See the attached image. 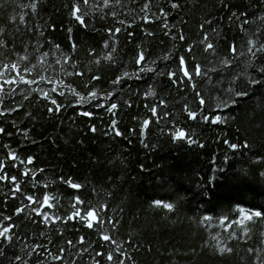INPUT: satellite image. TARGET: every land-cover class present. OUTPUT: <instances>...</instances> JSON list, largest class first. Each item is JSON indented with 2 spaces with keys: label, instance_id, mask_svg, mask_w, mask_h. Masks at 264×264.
Returning a JSON list of instances; mask_svg holds the SVG:
<instances>
[{
  "label": "trees",
  "instance_id": "16d2710c",
  "mask_svg": "<svg viewBox=\"0 0 264 264\" xmlns=\"http://www.w3.org/2000/svg\"><path fill=\"white\" fill-rule=\"evenodd\" d=\"M223 2L230 7H223ZM33 3L37 4L35 9ZM72 3L84 15L86 28L71 15ZM145 3L150 5L148 9H144ZM178 3L180 8L171 9L167 0H120L119 4L115 0L108 4L88 0L87 5L83 0H0V67L13 61L20 65L5 79L18 71L35 81L31 85H6L4 103H0V108L14 109L0 115V126L6 130L0 133V160L4 161L0 175L7 173L6 179L0 180V227L13 224L10 234L20 236L22 241L15 242L13 250L0 257L4 264H96L97 260L100 264H120L121 260L125 264H264V84L249 86L244 74L247 69L248 74L260 78L258 64H247V49L249 40L257 42L259 38L258 43H264V0ZM160 7L169 13L167 18L159 13ZM145 13L149 17L156 13L160 19L145 21ZM201 24L205 25L203 30ZM109 27L114 35L107 33ZM117 27L121 28L119 33H115ZM212 29L220 33L218 40L213 36L211 41L215 53L205 51L201 42L203 33ZM181 30L184 41L169 34L178 35ZM128 33L133 34L131 39ZM106 39L109 46L104 44ZM189 44H193V50L186 60L191 61V68L194 70L199 62L215 67L216 73L211 82L194 76L192 81L185 78L183 85H170L167 72L182 76L179 55ZM233 44L235 53L231 52ZM141 50H146L145 59L137 65L135 59ZM109 53L115 63L105 59ZM166 54L168 59H164ZM63 55L77 63L63 61ZM225 58L233 63L220 67ZM145 66L152 71L123 77L124 72L133 73ZM24 68L32 71L25 72ZM61 69L73 75L64 76ZM40 76L45 79H38ZM92 76L100 80L92 81ZM116 76L123 77L119 85L112 84ZM233 76H237L235 90H247L249 95L236 98L237 103L227 109H215L217 98L223 100L229 95L224 90ZM49 80H62L60 90L65 91L64 97L59 91L52 93L65 105L55 114L47 111L50 100L32 91L49 90ZM66 85L84 96L96 91V100L102 103L112 100L106 95L112 92L117 101L131 99L132 105H122L113 115L107 111V104L103 109L75 104ZM147 91L155 95L145 96ZM196 92L206 101L205 114L219 112L228 119L215 124L200 119L202 107ZM160 99H165L167 106L160 105ZM153 104L160 120L150 111ZM185 104L189 111L197 112L196 119L189 117ZM82 111H93L94 115L84 116ZM165 111L168 117L163 116ZM144 119L149 125L141 136ZM112 120H116L115 127L122 135H116ZM91 124L96 125L95 132ZM177 127L183 128L186 136L191 135L195 143L183 138L173 140ZM225 140L240 147L232 149ZM245 141L250 147L244 146ZM9 150L16 151L20 160L8 157ZM29 155L35 157L31 163L27 161ZM36 169L43 171L33 176ZM13 175L20 185L15 196L16 182L10 179ZM69 178L82 188H71ZM45 193L49 204L41 211L50 214L47 221L35 213L29 219L31 208L43 204ZM32 194L39 204L27 200ZM77 195L84 204L74 201ZM155 200L163 203L156 205ZM166 203L174 207L167 209ZM22 205L24 211L16 213ZM77 208L82 215L88 208L99 209L91 229L86 221L52 218L69 216ZM240 209L260 211L262 215L241 228L235 224ZM6 216L11 219L5 220ZM105 235L110 239L105 241ZM32 245L40 247L34 250ZM9 247L0 237V248ZM13 251L21 257L19 261ZM109 251L112 261L107 259ZM97 252L102 255L97 257ZM47 253L62 259L57 262Z\"/></svg>",
  "mask_w": 264,
  "mask_h": 264
},
{
  "label": "snow or ice",
  "instance_id": "6c2138e0",
  "mask_svg": "<svg viewBox=\"0 0 264 264\" xmlns=\"http://www.w3.org/2000/svg\"><path fill=\"white\" fill-rule=\"evenodd\" d=\"M83 2H84L85 5L88 4V0H83ZM115 2L117 4H119L120 0H115ZM167 2H168V4H170L171 9L180 8V4L178 3V0H167ZM104 3L108 4L109 0H104ZM222 6L225 7V8L230 7V5L227 2H223ZM36 7H37V4L33 3L32 4V8L35 9ZM69 7L71 8V15L73 17H75V21L79 22V25H81V26L86 28L87 27V23L85 21V17L80 12V8L77 6V4L76 3H72V4L69 5ZM149 7H150V5L148 3L144 4V9H148ZM159 13H161L164 18H167L169 16V13L167 11H165L164 7H160L159 8ZM112 15L115 16L116 13L113 12ZM151 18L160 19V16H158L156 13H153L152 17H149V15L147 13H145L144 16L142 17V19L145 20V21H147V20H149ZM229 20L231 21L232 17H229ZM120 23L124 24L125 21H120ZM208 23H211V21H209ZM245 23H247V21H245ZM53 27H55V26L53 25ZM164 27H166V28L169 27L167 19L164 20ZM204 27H205L204 24L200 25V28L202 30L204 29ZM68 31L71 32V29H69ZM106 31H107V33L110 36L114 35L113 29L111 27H109ZM120 31H121V28H119V27L115 28V33H119ZM169 34L173 35L179 41H184L186 39V37L184 36L182 30L180 31V33L178 35L175 34V33H169ZM149 35H151V33H149ZM219 35H220V33L217 31V29H212L211 33H209L208 31H205L203 33V40L201 42L205 46V51L211 50L213 53H215L216 46L211 41H212L213 36L218 40L219 39ZM128 36L131 39L133 34L132 33H128ZM69 39H72V37L69 36ZM258 40H259V38H257V42H254L253 40H249L248 41L249 47H248L247 51H248V53L250 55L248 56L247 64H250V65L254 64V63L258 64V66L256 67V73L260 75V78L257 79L254 76H252L251 74H248L247 73V69H245V73L244 74L247 75L248 85L249 86H255V85L264 84V63H260L259 62V61H264V43H258ZM0 43H2V42H0ZM193 43H195V42H193ZM257 43H258V46H257ZM104 44H105V46H109V40H107V39L104 40ZM59 47H60L59 45H56L57 49H59ZM72 47H73V51H75V49L77 47L75 41H73ZM112 47H113V50H115V46L112 45ZM192 50H193V44H189V45H187L186 52H184V53L179 55V66H180V68L182 70V76L178 77L177 73L173 72V71H168L167 72V76L169 78H171L170 82H169L170 85H183L184 81H185V78H187L188 81H192L194 76L195 77L206 78L210 82L212 81V74L216 73L215 67H211V68L205 67L201 63L197 62V63H195L194 70L191 68V61L190 60H186V56L188 54H190L192 52ZM145 51L146 50H141L139 52L138 58L135 59V63L137 65H139L141 63V61L145 59ZM231 52H233V53L236 52L235 44H233L231 46ZM45 55H47V54H45ZM62 58H63V61H65V62H69V63H72V64H76L77 63L76 61H72L68 55H63ZM258 58H259V60H258ZM22 59H26V57H23ZM105 59L110 60L112 63H115V60L113 59L112 53H109L108 56L105 57ZM164 59H168V55L167 54L164 56ZM56 63L59 64V63H61V61H56ZM150 63L151 64H155V61H151ZM231 63H233V60L225 58V59H223L221 61L220 67L227 66V65H229ZM19 68H20V65L17 62H15V61H13L11 64L4 63L3 66L0 67V103H4L3 93L5 91V86L6 85H16V84H19L20 82H24V83H27L29 85L35 83L34 80L27 79L25 76L20 75V73L18 71H17L15 76H10L8 79H5V76L11 70H17ZM24 71L25 72H29V71H32V69L24 68ZM61 71L63 72L64 76L73 75L72 72H68V71H66L64 69H61ZM145 71L151 72L152 69H151V67H148V66L137 68L136 72H133V73L124 72L123 73V77H127L129 75H134V76L139 77V74L143 73ZM77 74L80 75V76L84 75L83 72H79ZM161 75H163V73H161ZM123 77L122 76H116L115 80L112 81V84L113 85H119L122 82ZM38 79L44 80L45 77L40 76V77H38ZM91 80L92 81H99L100 77L99 76H92ZM236 81H237V76H233L231 78V80L229 81V87L226 90H224L229 95H227L226 99H223V100H220L219 98H217V103L214 105L215 109H221V110L222 109H227V108L230 107V105H233V104L237 103V99L236 98H238V97H247L249 95V91H247V90H245V91H237V90H235L234 85H235ZM47 83L52 85V87L49 90L45 91L44 89H33L32 91H39L41 97H43V98H45L47 100H50L51 106H49L47 108V111L49 113H51V114H55V113L60 112L65 107V105L59 103L58 100L52 96V93L53 92H57V91H59V95L61 97L65 96V91L60 90V85L63 84V81L62 80H57V81L49 80V81H47ZM89 83H91V82H89ZM217 83H220V81H217ZM87 86L88 85H86L85 87H87ZM64 87L67 89L68 93L73 94L74 103L75 104L88 105L89 108L95 107L97 109H103L105 104H107L108 105L107 111L112 113L113 115L116 114L115 110L120 108L122 105L125 106V107H130L132 105V100L131 99L117 101L116 97L113 96L112 92L106 93L107 96H112V100H105L102 103V102L96 100V96H97V92L96 91H90V92L87 93L86 96H84L80 92H77L76 89L71 87V86H67L66 85ZM192 87L195 88L196 84L193 83ZM151 88H152V86L150 85L149 89H151ZM9 93L11 95H16V93L13 92L11 89H9ZM29 95H31V92L29 93ZM144 95L145 96L155 95V93L153 91H147V92L144 93ZM196 95L198 97H200L199 103H200V106L202 107V111L200 113V119H202L205 122H208L209 120H211V122L213 124H215L217 122H221L222 123V122H224L225 120L228 119V117L222 116L219 112H217L215 115L205 114L204 108H205V105H206V101H205V99L203 98V96L201 95L200 92H196ZM33 98H35V97H33ZM25 99H27V97H25ZM159 104L167 106V102H166L165 99H160L159 100ZM148 106L149 105L146 103L145 107L147 108ZM16 107L20 108L21 105L17 104ZM184 110L188 112V115H189V117L191 119H196L197 118V115H198L197 112L196 111H189V107H188L187 104H185ZM10 111H14V109H12V108H0V115H3L4 112H10ZM150 111H151V113L154 116H156L157 107H156L155 104H153L151 106ZM81 114L84 115V116L92 117L94 115V112L93 111H82ZM163 116L164 117H168L169 116V112L165 111L163 113ZM156 119L160 120V117L156 116ZM116 123H117L116 120H112V125L114 127L115 133H116V135H122V133L120 132V129L115 127ZM173 123H175V121H173ZM148 125H149V120L148 119H144L143 122H142V125H141V136H143V128L145 126H148ZM90 128H91V131H93V132H95L97 130L95 124H91ZM5 131H6L5 128L3 126H0V133H5ZM17 131H19V128H17ZM169 131H171V129H169ZM162 132H163V130H162ZM7 135L11 136L12 134L9 132V133H7ZM172 138H173V140L178 139V138H183V139H187L188 143H190V144L195 143V141L193 140L192 136L191 135H187L186 136L185 130L183 128H179V127H177V130L174 132ZM141 143H144L143 139H141ZM224 143L225 144H229V141L225 140ZM4 146L5 147H9V145H7V144L4 145ZM144 146L146 148L148 147L147 144H145ZM244 146L245 147H250L247 141L244 142ZM153 147H155V146H153ZM229 147L232 148V149H237L238 147H240V145L237 144V143H231V144H229ZM8 157H10L12 159H15V160H20V157L18 156L17 152L14 151V150H9ZM34 159H35V157L32 156V155L27 156L28 163H31L32 161H34ZM225 159H227V157H225ZM256 159H260V157L257 156ZM143 167H144V165L141 164L140 168L142 169ZM3 168H4V161L0 160V169H3ZM42 171H43V169H36L35 171L32 172V175L35 176L36 172H42ZM6 177H7V173H5V175H0V180H4V179H6ZM10 179L12 181L16 182V184L14 185L16 191H14L12 193V195L15 196L16 193L20 191V185H19V182L17 181V177L15 175L11 176ZM59 179L63 181L64 177L61 176ZM67 183L73 189H81L82 188L81 184L73 182L71 178L68 179ZM35 186L36 185L33 184V187H35ZM56 199H57V202H58L59 201V197H57ZM27 200L29 202L35 201V203L39 204V200L36 199L34 194L27 195ZM74 201L78 202L79 204H84V200L81 199L80 195L75 196L74 197ZM153 203L156 204V205H159V204H161L163 202L160 201V200H155V201H153ZM47 204H49V196H48L47 193H45L43 204H39L38 207L31 208L30 213H29V219L31 218V213H35L37 215V217H43L44 220L47 221V219H48L50 214L47 211H44V212L41 211V208H43L44 205H47ZM164 207L167 208V209H172L174 207V205L172 203H166V204H164ZM22 211H24V206L23 205L21 207H17L15 209L16 213H21ZM99 214H100L99 209L94 211L93 208H88L86 213L82 215L80 210H79V208H77L76 211L73 212L72 214H70L69 216L61 217V216L56 215V216H53L52 218L55 219V220H60V219L63 218L65 220H77L78 219L80 222H85L86 221L87 222V227L89 229H91L93 227V220H96L97 217L99 216ZM254 215L257 216V217H260L262 215V213L260 211H256L254 213ZM4 219L5 220H10L11 217H7L6 216V217H4ZM100 223L103 224L104 221L100 220ZM109 223H112L111 219H109ZM13 227H14V225L11 224V223L7 224V226L0 227V237H3L4 242L10 246L9 248H0V257H5L6 252L12 251L13 249H12L11 246L14 245L15 242H17V241L22 242L20 236H17L15 234H10V229H13ZM113 227H115V224H113ZM245 231H247V229H245ZM40 235L43 236L44 233L41 232ZM103 239L105 241H107L110 238L105 235V236H103ZM80 240L83 241L84 240V236H81ZM68 244L70 246L74 247V245H72V241H68ZM25 247H27V245H25ZM32 247H33L34 250H36L40 246L32 245ZM227 250L231 251V249H227ZM46 251L47 250L45 249V252ZM59 251L61 253H63V252H65V249L64 248H60ZM81 251L82 252H87V249H81ZM117 251H119V248H117ZM221 251H224L223 246H221ZM47 254L51 255V253H47ZM13 255L15 256V260L19 261L21 259V257L19 255H15L14 254V251H13ZM29 255H31V253H29ZM101 255L102 254L99 253V252L96 253L97 257H99ZM51 258H52V260H55L57 262H59L62 259V257L58 256V255H51ZM107 259H108V261H112L113 253L111 251L108 252ZM0 264H4V261L0 260ZM96 264H100V261L97 260ZM120 264H125V261L121 260Z\"/></svg>",
  "mask_w": 264,
  "mask_h": 264
},
{
  "label": "rangeland",
  "instance_id": "374dc122",
  "mask_svg": "<svg viewBox=\"0 0 264 264\" xmlns=\"http://www.w3.org/2000/svg\"><path fill=\"white\" fill-rule=\"evenodd\" d=\"M254 213L255 212L249 211L247 209H240L239 215H238L237 220L235 221V224L237 226L243 228L247 222H249L250 220H252L255 217Z\"/></svg>",
  "mask_w": 264,
  "mask_h": 264
}]
</instances>
